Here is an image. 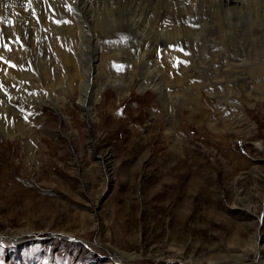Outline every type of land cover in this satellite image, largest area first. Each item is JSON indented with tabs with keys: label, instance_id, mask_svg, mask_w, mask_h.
I'll return each mask as SVG.
<instances>
[{
	"label": "rangeland",
	"instance_id": "obj_1",
	"mask_svg": "<svg viewBox=\"0 0 264 264\" xmlns=\"http://www.w3.org/2000/svg\"><path fill=\"white\" fill-rule=\"evenodd\" d=\"M173 92L166 105L151 89L112 92L92 122L76 96L59 108L68 121L23 103L32 154L4 133L0 94V264H104L114 248L146 253L161 242L184 259L127 264L264 260V89ZM26 228L22 241L2 242L1 230Z\"/></svg>",
	"mask_w": 264,
	"mask_h": 264
},
{
	"label": "bare ground",
	"instance_id": "obj_2",
	"mask_svg": "<svg viewBox=\"0 0 264 264\" xmlns=\"http://www.w3.org/2000/svg\"><path fill=\"white\" fill-rule=\"evenodd\" d=\"M0 82L3 131L24 139L29 154L34 147L23 103L48 104L61 114L64 101L76 96L92 122L95 104L112 92L121 98L133 86L155 90L165 105L181 96L173 90L264 89V0H0ZM110 157L104 156L108 165ZM31 231L1 230L2 242L22 241ZM167 244L146 253L114 248L104 264L141 256L184 259L183 248ZM256 257L255 264H264L262 254Z\"/></svg>",
	"mask_w": 264,
	"mask_h": 264
}]
</instances>
